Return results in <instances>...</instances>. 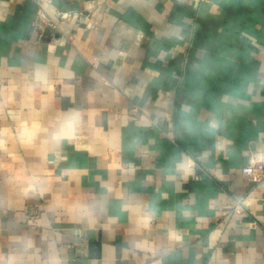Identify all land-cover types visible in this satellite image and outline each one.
Segmentation results:
<instances>
[{"label":"crops","instance_id":"obj_1","mask_svg":"<svg viewBox=\"0 0 264 264\" xmlns=\"http://www.w3.org/2000/svg\"><path fill=\"white\" fill-rule=\"evenodd\" d=\"M257 162L264 0H0V264H264Z\"/></svg>","mask_w":264,"mask_h":264},{"label":"built area","instance_id":"obj_2","mask_svg":"<svg viewBox=\"0 0 264 264\" xmlns=\"http://www.w3.org/2000/svg\"><path fill=\"white\" fill-rule=\"evenodd\" d=\"M242 174L252 182H259L264 178V165L262 163H252L242 168ZM233 211L235 214H242L243 207L241 200H236Z\"/></svg>","mask_w":264,"mask_h":264},{"label":"clouds","instance_id":"obj_3","mask_svg":"<svg viewBox=\"0 0 264 264\" xmlns=\"http://www.w3.org/2000/svg\"><path fill=\"white\" fill-rule=\"evenodd\" d=\"M190 163V162H189Z\"/></svg>","mask_w":264,"mask_h":264}]
</instances>
